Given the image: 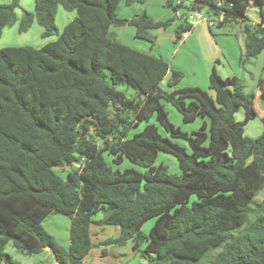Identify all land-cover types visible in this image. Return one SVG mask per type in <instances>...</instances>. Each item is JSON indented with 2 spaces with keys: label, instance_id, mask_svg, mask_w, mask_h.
<instances>
[{
  "label": "trees",
  "instance_id": "16d2710c",
  "mask_svg": "<svg viewBox=\"0 0 264 264\" xmlns=\"http://www.w3.org/2000/svg\"><path fill=\"white\" fill-rule=\"evenodd\" d=\"M20 1L0 4V39L15 24ZM146 1L35 0V14L24 11L19 33L37 17L43 36L58 35L57 40L39 49L0 50V264H16L6 252L9 244L26 254L49 248L58 264H85L95 246L94 225L119 227L120 235L105 244L133 242L149 264H200L223 245L210 264H264V200L255 204L264 189V131L257 139L245 136L257 113L237 76L222 78L213 69L214 96L197 86L180 88L182 71L117 41L112 28L132 26L136 39L153 51V31L172 25L175 19L156 21L146 12L120 16L122 3L133 7ZM173 1L167 5L176 12L184 8ZM189 1V12L224 15L220 25L244 28L242 63L264 51V22L247 23L249 8L262 12L264 0ZM59 4L77 14L60 34ZM193 30L181 23L176 43ZM169 73L171 90L165 91L160 84ZM263 84L261 79L264 98ZM121 85L136 96L116 88ZM164 103L186 124L203 118L200 129L190 135L176 127ZM242 107L246 116L237 122ZM141 124L143 130L134 133ZM106 153L113 156L111 164ZM160 153L173 155L181 172L171 174L158 164ZM126 160L141 170H121ZM56 168L71 170L64 177ZM52 214L70 219L67 249L43 226ZM151 219L155 224L145 235L142 228Z\"/></svg>",
  "mask_w": 264,
  "mask_h": 264
},
{
  "label": "rangeland",
  "instance_id": "374dc122",
  "mask_svg": "<svg viewBox=\"0 0 264 264\" xmlns=\"http://www.w3.org/2000/svg\"><path fill=\"white\" fill-rule=\"evenodd\" d=\"M180 1V0H179ZM13 0H0V4H11ZM185 7L179 8V16L174 7L163 4L162 0H149V3L144 7L135 5L128 8L122 3L120 16L127 18L130 15L142 14L147 12L155 20H171L175 19L172 25L167 29L156 30L153 34L156 35L157 41L152 53L157 56H162L167 61L172 70H180L184 73V78L179 84L180 88L185 87H201L208 91L210 95L215 93L209 88V77L213 69L222 78L237 76L244 85L243 95L247 100H250L254 110L257 113L255 119L249 122L245 127V136L252 139L260 137L264 131V98L260 90V80H264V51L259 55L250 58L245 63H242L243 57L246 56V34L244 28L234 22H226L220 25L215 17V25L211 27L208 22H201L194 27V31L188 34L185 42L176 43L175 29L184 21L185 15L189 12V1L184 0ZM178 0L173 1V6H178ZM24 11L35 14V0H21L20 8L16 10L17 20L15 24L4 30L0 39V50L7 47H33L39 49L45 45L57 40L58 35L45 38L43 36V28L40 26L37 17L26 33H19V24L23 17ZM264 14V8L262 10ZM261 10L257 7L249 8L247 12V23L254 27L262 22ZM76 12L67 11L61 4L57 6L56 11V26L58 34H60L65 26L76 18ZM187 16V15H186ZM112 32L117 41L124 43L134 49L141 51H150V45L143 40L136 39V30L132 26L113 27ZM171 73L161 82L160 87L165 91H170L168 81ZM107 82L110 83L109 73ZM111 84V83H110ZM264 85V84H263ZM117 89L124 91L129 97H135L136 91L129 89L126 86H116ZM168 113L169 120L179 127L183 132L192 135L198 131L204 122L203 118H198L194 123L186 124L183 122L181 114L169 103H164ZM246 111L242 107L236 114L235 120L242 122L245 119ZM145 124H141L134 129V133L142 131ZM161 132L165 131L161 128ZM182 145H187L185 141L178 140ZM101 143V141H99ZM107 161L111 164L113 156L105 154ZM164 163L168 166L169 173L179 174L180 167L178 160L171 154L160 153L157 163ZM121 170L127 168L140 167L125 161L119 166ZM71 168H66L64 172L56 168V172L61 176H66ZM264 200V189L257 195L255 202L258 205ZM255 208V207H254ZM103 217L101 214L95 215L96 220ZM255 213L250 215L252 220ZM155 224V219L146 222L142 228L145 235H149L150 230ZM70 219L68 217L52 214L43 223L44 228L51 234L55 241L63 248L67 249L70 244ZM101 229H104L103 231ZM98 230V231H95ZM120 235L119 227L97 225L93 227V243L94 248L85 260V264H149L148 257L138 250L134 249V243L130 242L125 246L106 245L108 239L117 238ZM224 249V245L219 248L211 249L200 264H210L215 257ZM106 250L107 255L103 256ZM6 252L12 257L16 264H58L55 255L45 250L39 254H26L9 244L6 247Z\"/></svg>",
  "mask_w": 264,
  "mask_h": 264
},
{
  "label": "built area",
  "instance_id": "2783aa9c",
  "mask_svg": "<svg viewBox=\"0 0 264 264\" xmlns=\"http://www.w3.org/2000/svg\"><path fill=\"white\" fill-rule=\"evenodd\" d=\"M222 4L223 1L218 2V6H222ZM211 17L212 16L210 14H207L205 11L193 10L187 14V16L185 17V21L194 27L199 25L201 22H208L209 25L213 27L215 25V22L211 19ZM215 18L218 23H220L224 20V15Z\"/></svg>",
  "mask_w": 264,
  "mask_h": 264
},
{
  "label": "crops",
  "instance_id": "0c3cea01",
  "mask_svg": "<svg viewBox=\"0 0 264 264\" xmlns=\"http://www.w3.org/2000/svg\"><path fill=\"white\" fill-rule=\"evenodd\" d=\"M163 1V4H165V3H168V1L169 0H162ZM186 1H189V0H186ZM178 2L180 3V4H183L184 5V7H185V3H184V0H178ZM149 3V0H147L146 1V3H144L142 6L144 7L145 5H147ZM189 3H191L190 1H189ZM134 7V6H133ZM128 8H131V7H128ZM189 8V7H188ZM249 11V10H248ZM145 13V12H144ZM147 13V12H146ZM179 11L177 12V14H178V16H179ZM143 14V13H142ZM148 14V13H147ZM135 15H140V14H135ZM135 15H130L129 17H127V19H131L132 17H134ZM150 16V15H149ZM261 16H262V13H261ZM156 21H163V20H156ZM264 22V20H263V18H262V22L261 23H263ZM238 24V23H237ZM259 24V23H258ZM238 25H240V24H238ZM241 26V25H240ZM126 27V26H125ZM194 31V30H193ZM192 31V32H193ZM154 32V31H153ZM191 32V33H192ZM191 33H189V34H191ZM155 35V34H154ZM187 36V35H186ZM186 38V37H185ZM185 38H184V40L182 41V43H184L185 42ZM124 44V43H123ZM138 50V49H137ZM141 51V50H140ZM143 52H146V51H143ZM148 53H152V51H148ZM153 54V53H152ZM162 57V56H161ZM163 58V57H162ZM164 59V58H163ZM165 60V59H164ZM196 87V86H195ZM198 87V86H197ZM94 226H96V228H97V225H94ZM93 226V227H94ZM93 227H92V232H93ZM100 227H103V226H100ZM102 231L104 230V229H101ZM95 231H98V230H95ZM104 256V255H103Z\"/></svg>",
  "mask_w": 264,
  "mask_h": 264
},
{
  "label": "water",
  "instance_id": "95a60500",
  "mask_svg": "<svg viewBox=\"0 0 264 264\" xmlns=\"http://www.w3.org/2000/svg\"><path fill=\"white\" fill-rule=\"evenodd\" d=\"M243 26H245V24ZM46 250H50V249L49 248H46Z\"/></svg>",
  "mask_w": 264,
  "mask_h": 264
}]
</instances>
